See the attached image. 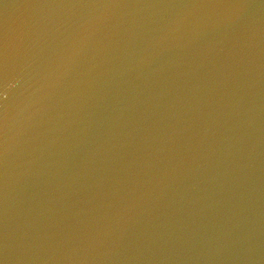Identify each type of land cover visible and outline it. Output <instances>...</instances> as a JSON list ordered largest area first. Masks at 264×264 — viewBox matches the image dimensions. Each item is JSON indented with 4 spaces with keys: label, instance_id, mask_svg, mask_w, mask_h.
<instances>
[{
    "label": "water",
    "instance_id": "95a60500",
    "mask_svg": "<svg viewBox=\"0 0 264 264\" xmlns=\"http://www.w3.org/2000/svg\"><path fill=\"white\" fill-rule=\"evenodd\" d=\"M0 264H264V0H0Z\"/></svg>",
    "mask_w": 264,
    "mask_h": 264
}]
</instances>
